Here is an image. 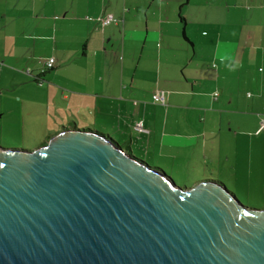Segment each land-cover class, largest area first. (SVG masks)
<instances>
[{"label":"crops","instance_id":"1","mask_svg":"<svg viewBox=\"0 0 264 264\" xmlns=\"http://www.w3.org/2000/svg\"><path fill=\"white\" fill-rule=\"evenodd\" d=\"M184 2L0 0V121L21 107L44 136L83 121L192 186L261 194L264 0Z\"/></svg>","mask_w":264,"mask_h":264},{"label":"water","instance_id":"2","mask_svg":"<svg viewBox=\"0 0 264 264\" xmlns=\"http://www.w3.org/2000/svg\"><path fill=\"white\" fill-rule=\"evenodd\" d=\"M45 138L0 145V264H264V209L222 183L174 184L98 131Z\"/></svg>","mask_w":264,"mask_h":264},{"label":"rangeland","instance_id":"3","mask_svg":"<svg viewBox=\"0 0 264 264\" xmlns=\"http://www.w3.org/2000/svg\"><path fill=\"white\" fill-rule=\"evenodd\" d=\"M19 108H21V107H19ZM19 108L14 109L11 107V113H10L11 115H10V117H8L10 123L0 121V145H4L7 143L11 144V143L18 142L21 140L25 141V140L36 138V137H38V138L46 137L47 134L44 136L43 133L39 132V130H38L39 128L37 126L35 127L33 123L31 124V126H25L24 128H23V125H19L20 124L19 118L21 117L20 113L22 111ZM27 114H30L31 116L26 117L25 119H30V121H32V122H35V118H36V121L39 118V117H36V115H34L35 112H32L31 110ZM1 117L2 116H0V118ZM2 120L6 121V117H4ZM12 123H14V124H12ZM83 124H84V122L80 121L78 123V126H76V127L86 128L85 125H83ZM91 124L95 125V123H91ZM88 128L91 130H97L98 131V129H95L93 127L92 128L88 127ZM98 132H100V131H98ZM102 133H104V132H102ZM136 153L138 154V156L134 155V157L142 160L143 162H146V161H144V159H142V157L139 156V155H142L141 153H139V152H136ZM146 164H148V163L146 162ZM149 166H157V165H149ZM157 168H159V167L157 166ZM160 169L165 173V175L172 178L174 184L191 185L192 183H194V182H190V178L185 174H176L174 172H171V170L168 168H165V169L160 168ZM201 179H213V178H211V177H203V178L201 177L200 178L199 177V178L195 179V181L201 180ZM225 188L230 191V189L228 187H225ZM233 194L235 195L236 198H238L241 201L246 202L247 204L259 206V207L264 209V191H262L261 194H256V195L247 194L246 192H238V193H233Z\"/></svg>","mask_w":264,"mask_h":264},{"label":"built area","instance_id":"4","mask_svg":"<svg viewBox=\"0 0 264 264\" xmlns=\"http://www.w3.org/2000/svg\"><path fill=\"white\" fill-rule=\"evenodd\" d=\"M96 20H97V22H98V24H99L100 26L104 27V26L110 24V23L113 21V17H112V14H106V15H103V16L98 15V16L96 17ZM53 59H54L53 57L47 58V59L43 62V67H44V68H50V67H52V66H53ZM217 94H218V93L216 92V93L214 94V97H215ZM152 98H153L154 101H158L159 103H163V102H164V96H163V93L160 92V91L155 92V93L152 95ZM134 128H135L137 131H139V132H143V133H147V132H148L147 130H145V129L143 128L142 121L136 122ZM259 128H260L261 130H263V132H264V118H261Z\"/></svg>","mask_w":264,"mask_h":264},{"label":"trees","instance_id":"5","mask_svg":"<svg viewBox=\"0 0 264 264\" xmlns=\"http://www.w3.org/2000/svg\"><path fill=\"white\" fill-rule=\"evenodd\" d=\"M186 1H187V0H185L184 3H186ZM184 3H183V4H184ZM51 68H52V67H50V68H46L45 71L50 70ZM36 78H37V80L40 79L39 76H37ZM36 78H35V79H36ZM90 131H92V130H90ZM51 135H52V134H51ZM51 135H47L46 138L41 142V145H40V146H43V145L47 142V140L50 138ZM127 149H128V147H127ZM127 151H128V150H127Z\"/></svg>","mask_w":264,"mask_h":264}]
</instances>
